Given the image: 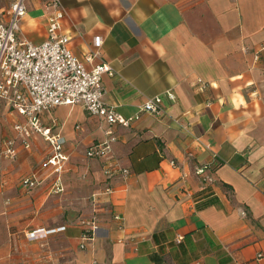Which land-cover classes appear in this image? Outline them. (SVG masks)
<instances>
[{
    "label": "crops",
    "instance_id": "1",
    "mask_svg": "<svg viewBox=\"0 0 264 264\" xmlns=\"http://www.w3.org/2000/svg\"><path fill=\"white\" fill-rule=\"evenodd\" d=\"M61 4L72 53L88 70L111 68L105 102L131 117L164 96L165 114L124 128L80 105L43 113L69 157L64 192L52 194L50 143L34 133L26 147L15 130L26 119L0 100V189L34 204L33 216L7 220L0 264H156L153 255L163 264H264V0ZM27 7L20 36L41 43L50 9L45 0ZM6 140L12 159L2 155ZM106 142L101 156L87 155ZM32 175L42 184L26 191L21 180ZM38 230L56 232L30 239Z\"/></svg>",
    "mask_w": 264,
    "mask_h": 264
},
{
    "label": "built area",
    "instance_id": "2",
    "mask_svg": "<svg viewBox=\"0 0 264 264\" xmlns=\"http://www.w3.org/2000/svg\"><path fill=\"white\" fill-rule=\"evenodd\" d=\"M45 2L50 14L47 38L41 43L35 44L20 36L22 21L28 13L27 0H16L8 11V21L0 22V100L26 119L25 124L15 126V130L25 138L26 147H29L28 139L34 133L40 134L50 143L52 153L43 163V168L52 171L54 177L52 194H61L64 192L61 175L69 157L64 150L65 139L54 132L51 126H44L41 123L40 116L43 113L59 106L80 105L89 114L110 126L130 128L140 119L141 114L162 116L165 114V108L164 96L148 98L139 107V114L131 117L119 114L113 106L108 105L105 102L103 76L111 74L110 66L99 64L88 70L72 53L70 36L63 31L62 22L67 14L61 0ZM96 43L99 44L100 40ZM166 96L175 99L171 92H167ZM107 134L109 136L113 134L112 128ZM107 149L108 142L103 147L90 148L87 155L98 157ZM2 155L11 159L16 157L14 140H6ZM116 170V166L108 167L105 174L110 176ZM196 173L204 174L205 169L198 168ZM41 184L42 181L36 175L26 176L21 180V187L26 191L35 190ZM96 228L93 227L94 232ZM53 232L56 230L46 232L38 230L32 232L29 238L38 239ZM192 264L204 263L197 261Z\"/></svg>",
    "mask_w": 264,
    "mask_h": 264
},
{
    "label": "rangeland",
    "instance_id": "3",
    "mask_svg": "<svg viewBox=\"0 0 264 264\" xmlns=\"http://www.w3.org/2000/svg\"><path fill=\"white\" fill-rule=\"evenodd\" d=\"M15 0H0V8L2 12L0 13V18L6 17L8 11L11 9L12 4ZM26 195L19 191H13L9 193L0 189V242L5 240L4 232L6 230V225L9 224L7 220H17L23 221V219L18 216H33V201L26 202L23 197ZM3 216V218L1 217ZM18 218V219H17Z\"/></svg>",
    "mask_w": 264,
    "mask_h": 264
},
{
    "label": "trees",
    "instance_id": "4",
    "mask_svg": "<svg viewBox=\"0 0 264 264\" xmlns=\"http://www.w3.org/2000/svg\"><path fill=\"white\" fill-rule=\"evenodd\" d=\"M152 260H153L156 264H163L162 259H160L157 255H153V256H152Z\"/></svg>",
    "mask_w": 264,
    "mask_h": 264
}]
</instances>
